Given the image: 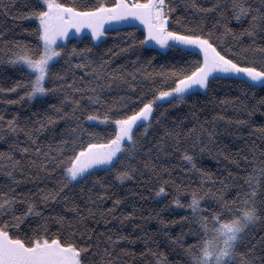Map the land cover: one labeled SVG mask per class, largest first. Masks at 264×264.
Masks as SVG:
<instances>
[{
    "label": "snow or ice",
    "instance_id": "obj_1",
    "mask_svg": "<svg viewBox=\"0 0 264 264\" xmlns=\"http://www.w3.org/2000/svg\"><path fill=\"white\" fill-rule=\"evenodd\" d=\"M14 7L15 0H0V15ZM22 7L13 18L35 23L23 29L35 43L10 39L12 29L0 26V81L8 82H0V144L6 145L0 148V264H264V148L253 142L251 155L237 159L216 143L219 121L251 123L264 141V125L250 119L264 109V97L251 106L239 97L217 99L234 107L238 101L237 110L248 113L235 120L216 113L200 121L203 108L193 102L187 129L170 112L199 90L211 96L221 79L264 87V0H214L207 7L200 0H23ZM210 13L216 18L208 26ZM113 25L132 31L122 34ZM85 29L93 46L69 47L72 31ZM110 31L119 42L102 47ZM137 45L194 58L158 69L155 55L143 63L137 56L131 69L128 61L116 64ZM48 97L55 102L43 111L6 114L7 105ZM180 152L190 167L163 162ZM205 154L230 159L240 171L220 178L198 166ZM100 170L120 184L155 178V196L171 189L170 204L146 216L137 205L125 211L126 197L111 191L114 184L97 176ZM171 205L189 210L179 218L187 231L166 230L177 223L161 215ZM136 219L132 232L119 230ZM150 220L161 226L155 233L144 227ZM170 253L180 260L170 261Z\"/></svg>",
    "mask_w": 264,
    "mask_h": 264
},
{
    "label": "trees",
    "instance_id": "obj_2",
    "mask_svg": "<svg viewBox=\"0 0 264 264\" xmlns=\"http://www.w3.org/2000/svg\"><path fill=\"white\" fill-rule=\"evenodd\" d=\"M79 2L83 3L85 0H79ZM201 3L207 7L210 3L214 2V0H200ZM23 0H15V7L12 9V14L9 15H0V26L5 28L12 29L11 34L9 35L10 39L16 40H31L35 43V38L30 36L28 33L24 32V28H31L35 27V23L28 21V20H20L14 19L13 16L19 11L23 12L26 11L25 8L22 7ZM179 14H185V10L183 8L178 9ZM216 18V13L208 14V19L206 23L208 26L214 22ZM234 27H241V25L237 24L235 21L232 22ZM113 28L116 31H119L122 34H126L132 31V28L129 26H119L113 25ZM143 29L138 28L135 32V36L137 39L143 38ZM90 33H83L80 36H72L70 39L69 47L75 44L77 47H85V46H93L92 42L89 39ZM106 45L102 47H110L113 43L119 42L118 38L115 35V32L109 33V36L106 37ZM130 42V41H128ZM155 55V60L153 61V65L158 69L161 64L167 66L169 63L180 61V60H191L194 57L187 55L184 52L179 51L178 49H168L163 50L161 52H156L155 48L150 47H141L137 45L131 52L124 53L120 57L116 59V64H123L125 61H128L129 69L132 68L131 61L136 60V57H140V63H143L146 59L151 58ZM4 70L7 74L14 76L16 79L21 78V74L17 72L14 68L8 65L3 66ZM3 73H0L2 75ZM5 83L7 86V81H0ZM200 91V95L193 96L188 103L178 104L175 108L170 109L172 116L176 118L177 121H182L185 125V129L190 128L192 126L191 121V111L190 107L193 102L197 103L199 108H203L202 112H199V120L203 121L205 119L211 120L216 113H221L225 116L233 117L235 119H249L248 113L245 112L243 109L239 111L237 108L239 107V102L237 101V106L234 107L233 105H220L216 102L217 99H223L225 96L229 97H239L240 100H243L246 104L251 106L252 104L256 103V101L260 97H264V87L257 86L255 88L247 87L245 85L240 84L239 81L233 80H225L221 79L216 82V87L214 93L211 96L204 95L202 90ZM10 98H14L15 94H9ZM55 102L53 97H48L46 100L37 99L31 101L26 105H7L6 106V114L10 117L11 115L15 114V112L19 111L22 115H30L33 111H43L47 108V105L50 103ZM5 107V105L0 104V108ZM167 107V105H164ZM187 117L188 119H185ZM252 122L256 125L257 128L264 125V109L257 111L254 115L250 118ZM194 122V121H193ZM173 125H169L172 127ZM59 127H64V124L61 123ZM103 127V126H102ZM217 146L218 148L222 149L224 152L228 153L232 158H241L243 155H251L250 149L253 147V142L255 145L259 146V148H264V141L260 139L259 134L257 133L256 129L252 127V124L247 125H237L235 122L232 124H228L226 121H219L217 124ZM23 139V136L21 137ZM151 139V137H150ZM171 143V141H169ZM186 146V145H185ZM6 147V145L0 144V148ZM182 152L175 153L173 156L170 157H162L164 163L173 165V164H180L184 167H190L187 162L182 161L180 156ZM245 167H248V164L243 162ZM197 164L198 166L204 167L206 170L212 171L216 174V176L223 178L227 175L229 170L233 171L234 173L240 171L237 168V165L232 162L230 159H224L223 157H217L213 154H205L202 157H197ZM176 173L180 176L191 175L193 181H199V175L195 173H183L182 168H177ZM97 176L105 178L108 182H112L114 187L111 189L112 192L126 197V203L124 205L125 211H131L133 209V205H137L139 208L144 209V215L146 216L150 210L159 211L161 208L164 207L165 203L170 204L171 200V189L167 196H155L153 188L157 186L155 182V178H152L153 183H149L147 179L142 177H137L135 181L126 182L124 184H120L118 181L113 180L114 174L110 173L107 177H105V172L100 170L96 173ZM3 179V177H0ZM95 180V177L89 178V183L87 187H90L92 182ZM144 185L141 187V185ZM30 187V185H29ZM97 190L98 186H97ZM76 191L79 192V187L76 188ZM138 192L140 196H143L144 199L141 200L140 196L130 195L129 193ZM107 206H111V201L108 200L105 202ZM165 219H175L177 220L176 224H171L166 227V230L173 233L179 234L182 229L187 231V222H180L179 218L181 216L190 215V212L186 208H177L175 205H171L168 208H165L164 211L161 213ZM138 219L136 220H129L125 221L124 226L122 229L123 231L132 232L133 231V224L139 223ZM95 226V225H93ZM112 226H118V221H113ZM101 229L104 227L103 224L99 226ZM145 229H150L152 233H155L158 228L161 226L157 220H150L147 221L144 225ZM139 235L137 231L135 233ZM155 239L159 240L162 238V235H157L154 237ZM189 242H191V238L188 237ZM142 243H138L136 245L137 251L142 249ZM163 247V246H162ZM178 251V250H177ZM170 261H179L180 256L176 253L169 254Z\"/></svg>",
    "mask_w": 264,
    "mask_h": 264
},
{
    "label": "rangeland",
    "instance_id": "obj_3",
    "mask_svg": "<svg viewBox=\"0 0 264 264\" xmlns=\"http://www.w3.org/2000/svg\"><path fill=\"white\" fill-rule=\"evenodd\" d=\"M136 23L138 24V22H136ZM83 33H90V30L85 29V30H84L83 32H81V33H76L75 30H73L72 33H71L70 35H71V37H72V36H80V35L83 34Z\"/></svg>",
    "mask_w": 264,
    "mask_h": 264
}]
</instances>
